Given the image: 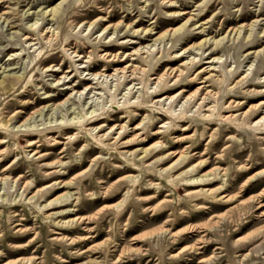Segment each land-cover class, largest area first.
Segmentation results:
<instances>
[{
    "label": "rangeland",
    "instance_id": "374dc122",
    "mask_svg": "<svg viewBox=\"0 0 264 264\" xmlns=\"http://www.w3.org/2000/svg\"><path fill=\"white\" fill-rule=\"evenodd\" d=\"M59 1L0 0V74L15 79L8 91L0 89V124L8 120V130L0 129L6 140L0 145V176H7L0 183V264H264V195L260 207L251 201L264 188V125L248 128L264 116L259 103L264 101V0H63L53 20L36 15ZM32 13L36 34L43 37L42 30L51 29L57 42L23 39L34 22ZM188 17L197 25L204 22L205 31L187 25L156 41L148 54H131L141 68L131 81V75L113 76L124 63L122 53L150 45L151 38ZM250 23L248 39L225 38L212 55L219 57L218 77L207 82L217 91L209 98V105L216 101L213 110L198 105L197 96L186 100L199 81L191 77L210 59L208 49L194 46L204 36L219 37L240 25L246 30ZM146 27L153 28L151 37L140 32ZM257 49L262 51L256 56L248 53ZM103 53L118 57L107 61ZM190 58L195 62L186 64L180 78L163 77L154 84L167 67ZM72 112L83 124H71L66 133L62 126L51 128L55 131L48 136H58L57 142L46 145L44 126ZM230 113V121H219ZM90 115L101 119L87 123ZM24 124H34L30 139L44 144L36 154L24 147ZM122 124L127 131L118 143L139 139L117 145V153L91 139L90 132L101 125L98 134L114 126V136ZM71 134L78 140L66 138ZM86 143L97 148L82 149ZM154 143L145 163L134 167L129 151ZM181 151L187 160L170 167ZM44 152L55 156H38ZM13 158L17 161L3 173ZM181 172V178L210 172L207 177L215 180L185 186L177 177ZM129 175L136 176L134 183ZM220 186H232L230 200L198 192ZM163 228L173 235L159 234ZM192 244L197 249H189ZM121 248L132 251L115 261Z\"/></svg>",
    "mask_w": 264,
    "mask_h": 264
},
{
    "label": "bare ground",
    "instance_id": "6f19581e",
    "mask_svg": "<svg viewBox=\"0 0 264 264\" xmlns=\"http://www.w3.org/2000/svg\"><path fill=\"white\" fill-rule=\"evenodd\" d=\"M61 1H63V0H60L58 3H56L54 6H51L49 9H45V10H42L40 13H39V11L36 13V15H40V16H42V18H43V16H49V18H48V20H53L56 16H58L57 14H58V12L60 11L59 9H60V7H59V5H61L60 3H61ZM62 8V7H61ZM34 14L32 13L31 14V16H33ZM191 15V14H190ZM37 16H33V18H34V22H32V23H30L29 25H28V30H27V32H26V34H24V36H23V39L25 40V41H27V40H31V39H39V40H41V38L42 39H45V41L46 42H50V41H55V42H57L58 41V37H59V35H58V33L57 32H53V31H51V29L49 30V29H44V30H42V32H44V35L43 34H40V35H43V37H39L37 34H36V32H35V30H36V27L35 26H33V25H35L36 23H37V18H36ZM4 21V20H3ZM2 21V22H3ZM190 21V22H189ZM197 21V20H196ZM189 22V23H188ZM188 23V24H187ZM190 24H192V27L194 28V29H199L198 31H197V33H203L204 31H205V29H204V26H203V24H204V22H201V23H199L198 25H197V23L196 22H192L191 23V20H190V17H188L187 19H185L183 22H181L180 24H178L177 26H175V27H173V28H170V29H166V30H164V31H162V32H160L156 37H154V38H151L150 40H152V43L150 44V45H144V47H146L147 49L146 50H142L144 47H141V46H139V47H136V48H134L131 52H129V53H122V56H124L125 58V60H124V63L122 64V66L120 67V68H114L113 69V76H117V74L120 72V74H121V76L125 79V78H127L128 76H132V77H130V81H131V79H133L134 77H133V74L137 71L136 69L138 68V70L140 69L141 70V68H140V66L139 67H137V65H135L133 62V58H130V55L131 54H137V55H140V53H146V54H148L149 53V51H150V47L152 46V45H155V43H156V41L157 42H160V41H162V40H164L165 38H168L169 36H175L176 34H179V33H181L182 31H184L185 30V28L186 27H188L187 25H190ZM253 24L254 23H250L249 24V28L248 29H246L245 30V27H246V25H240V26H238V27H236L235 29H233V28H230L229 29V31H227V32H225L224 33V35H222V36H219V37H213V36H204L203 38H201L200 40H199V42L194 46V48L195 49H197V50H200V49H203V48H205V49H208L209 50V56L207 57V58H210V59H208V61H206L208 64L206 65V66H204V67H201V68H199L196 72H195V74L191 77V79H194V78H197L199 81H198V85L195 87V89L193 90V92L192 93H190L189 95H187V96H185L186 97V100L188 99V98H190L191 96H193V97H195V96H197L196 98H198L199 100H200V102H198V105H201V106H206V108L204 109L205 111H212L213 110V108H214V106L215 105H213V104H215L216 103V101H213V104L212 105H209V98L211 97V96H213V97H215V95L217 94V91H214L213 89V86H211V84H207V82H210L211 80L213 81V78L214 77H216V79H217V70L215 69V63H217V61H218V59H219V57H214V56H212V55H214V53H216V51L220 48V46L222 45V41L225 39V38H227V39H233L232 37H234V38H236V39H239L240 37H242V38H244V39H248V37H250L251 36V32H252V26H253ZM90 25H92V22L91 23H89L88 24V27L90 26ZM116 25V24H115ZM111 27H113V26H110V28ZM123 27H125V28H127L128 27V25L126 24H124V26ZM243 27V28H242ZM108 28V26H106V27H104L103 28V30L104 29H107ZM130 28H132L131 26H130ZM152 27H146V28H142L141 29V31L140 32H142L144 35H147V36H149V37H151L152 35H153V32H151L152 31ZM102 30V31H103ZM137 30L138 29H136V30H133V32L132 33H134V31H136L137 32ZM193 31V30H192ZM242 31H244L243 33H242ZM261 31H264V28L261 30ZM115 32V27H113V33ZM154 33H156V32H154ZM242 33V34H241ZM241 34V35H240ZM37 36L36 38L34 37V38H31L32 36ZM207 35V34H206ZM235 39V40H236ZM51 45V44H50ZM49 46V45H48ZM262 49H264V46L262 47ZM262 49L260 50V49H257V50H253V51H249L248 53H251V54H254V56H256L260 51H262ZM75 52H77L76 51V49H73L72 51H71V53H73V56H77V55H75ZM39 53L40 52H38V56H39ZM42 55V54H41ZM101 55V54H100ZM99 55V56H100ZM177 55V54H176ZM180 55V54H179ZM87 56V59H88V61L90 60V56H88V55H86ZM102 56H103V58L104 59H106V57H109L108 59H107V61H111L112 59H116L118 56L116 55V54H105V53H103L102 54ZM101 56V57H102ZM40 57V56H39ZM39 57L37 58V61H38V59H39ZM178 57V56H177ZM78 59H81V58H78ZM121 59V58H120ZM84 62H87L86 60H83ZM195 61H194V58H190V61H188V62H180L177 66H175V67H167V69L165 70V72H164V74H160V75H158V76H156V77H154V79H155V83L154 84H156L157 85V83H159L160 82V80L164 77H170V78H172L174 81L175 80H177L178 78H180L181 76H182V74H183V70L184 69H186V64H190V66L191 65H193V63H194ZM36 63V62H35ZM127 71H129V75H125L126 74V72ZM96 75H103L102 73H95V74H93V77L94 76H96ZM18 79L16 80V82L15 83H17V81L19 80V77H17ZM245 77H241L240 79H241V81L244 79ZM13 80H15V79H12V78H8L5 74H3V75H1L0 74V89H6L7 91L9 90V85L10 84H13L12 82H13ZM87 87V86H86ZM86 87H84V88H86ZM89 88H90V86H89ZM157 90L155 89L153 92H156ZM179 94H181V92L179 91L176 95H179ZM260 104H264V101H260L259 102ZM160 110H161V108H159ZM34 113V112H33ZM41 112H38V114H40ZM73 114L69 117V118H65L63 115H62V117H61V119H60V121H58V123H53V124H50V125H46V126H44V128L42 129V132H43V137H46V136H48V134L49 133H52L53 131H55V130H52L51 128H53V127H59V126H62V131L64 132V133H66L69 129H71L72 128V126H71V124H76V123H78V125L79 126H81V124H83V122H84V120H79V118H80V116L78 115L79 113H75V112H72ZM89 113H92V111H90ZM157 113H161V112H157ZM243 113L244 112H240V113H238L236 116H240V115H243ZM41 115V114H40ZM88 115V114H87ZM208 115L209 114H207V115H205L206 117H208ZM94 117V115H90L89 117H87L86 119H85V121H88L87 123H91V122H94V121H97L98 119H101V117H99V118H97V117H95V118H93ZM121 117H123V116H121ZM220 118H219V121H224V122H226V120H228L229 119V121L231 120L229 117H234V115H232L231 113L230 114H228V115H226V116H224V115H221V116H219ZM76 119V120H75ZM62 120V121H61ZM8 121V120H7ZM6 120H5V122H2L1 124H0V129H6V130H8V126H7V122ZM55 121V120H54ZM49 122H52V121H49ZM61 123V124H60ZM234 123V122H233ZM66 124H68V125H66ZM250 122L248 123V128H251V127H254L255 125H257V126H255V128L257 127V128H259V126L260 125H264V116H261L258 120H256V121H254L252 124H251V126H250ZM27 125V127H25ZM34 125V124H33ZM33 125H29V124H24V129L22 130V134L24 135V136H26V138H24L23 139V141L25 142V144H24V147H27V148H29V150H30V152H32V154H36L38 151L36 150V148H41L44 144H42V143H40L39 141L37 142V141H35L34 139H30L33 135H35V132H33L34 130H36V128H32L33 127ZM103 125V124H102ZM101 125V126H102ZM236 125V128H239V127H241L240 125H239V123H236L235 124ZM101 126H99V127H97L98 128V130L96 131V132H94V133H92L91 134V132H90V135H91V139L92 140H94V142H96L98 145H100V146H102V147H105V149L106 150H112V151H116V153H117V145H120V147L122 148V147H126V146H128V145H130L131 143H133V141L135 140L136 141V139L135 138H137V137H135V138H128V140H124V141H122V142H120V143H118L119 142V139H120V135L122 134V133H124L125 131H127V129H126V126L125 125H117L116 127H118L119 128V130L120 131H118V132H116V135H114V136H111L110 134L113 132V127L114 126H111L109 129H108V132H103V133H100V134H98V131L101 129ZM160 127H162V125H160ZM135 128H138V126H135L134 128H132V129H135ZM185 129H187L186 127H182L181 128V130H185ZM92 131L93 130H95V128L94 129H91ZM264 132V131H263ZM154 133H159V132H154ZM153 133V134H154ZM65 136V135H64ZM210 137H211V135H209ZM56 137H58V136H56ZM56 137L55 138H53V137H51V135H49L48 136V138H47V142H48V144H46V145H53V144H55L56 142H57V140H56ZM66 138L67 139H72V141L74 142V141H76V140H78V138L75 136V135H73V134H71V135H67L66 136ZM137 139H139V138H137ZM140 139H143V137H141ZM91 140V141H92ZM137 141H140V140H137ZM3 143H6V140H3V139H1L0 138V145L1 144H3ZM157 145V143H154V144H152V145H150V146H148V147H141V148H139L138 150H134V151H129V154L128 155H134V156H136L137 154L139 155V157L138 158H134V156L132 157L133 158V163H132V165L134 166V167H140V166H142L143 165V163H145V161H146V159H147V157L149 156V154H150V149H151V147H153V146H156ZM160 145H161V142H160ZM63 146V145H62ZM85 147H88V143H86V144H84L83 145V148L82 149H84ZM97 148V146H92V147H88V150L89 151H91V152H93V151H95V149ZM127 151V150H126ZM137 151V154L135 155L134 154V152H136ZM60 152H62V150H60L59 151V153ZM107 153V152H106ZM185 153V151H181L180 153H178V156H177V158L171 163V166L170 167H172V166H174V167H177L178 166V164H180L181 162H185L186 160H187V155L186 154H184ZM0 155H1V152H0ZM55 156V154L54 153H51V152H44V153H42V154H40V155H38L39 157L41 156V157H45V158H49V157H52V156ZM114 155V154H113ZM177 155V154H176ZM165 157V156H164ZM6 158V157H5ZM128 156L125 158V161H126V163L128 162ZM162 159V157H160V158H158L156 161L158 162L159 160H161ZM91 160H94V158H92ZM17 160L16 159H12V161L10 162V163H8L6 166H4L3 167V169H2V171H3V173L4 172H6V170H8V168H9V166H11V165H13L15 162H16ZM2 162V159L0 158V163ZM60 162V161H59ZM3 163V162H2ZM52 163L53 162H51V163H47L46 164V166H48V167H52ZM82 162H80L79 163V165L81 164ZM200 163L201 162H199L198 164L200 165ZM129 164V163H128ZM79 165H76L77 167L79 166ZM195 165V164H194ZM194 165L192 166V167H190L189 169H188V171L189 172H192L193 171V169H194ZM129 167L130 166H126L125 165V167H123V168H128L129 169ZM130 168H132V167H130ZM145 168H147V166H145ZM161 170V169H160ZM2 173V174H3ZM159 173H161V172H159ZM183 173L186 175V171H183ZM182 172L177 176V177H179L178 178V180L179 179H181L183 182H182V185H185V186H191V185H206V184H210V183H212L214 180H215V178H208L207 176H208V174L210 173V172H208L207 174H202V175H200V176H198V177H195V178H181L180 176L183 174ZM20 177H21V175H19L18 177H16L15 178V181L17 182V181H19V179H20ZM5 179H7V176H5L4 174L2 175V176H0V183L2 184V183H4L5 182ZM127 179L129 180V181H131L132 183H134L135 181H136V176H132V175H129V176H127ZM61 182V181H60ZM59 182V183H60ZM21 183V182H20ZM31 183V182H30ZM171 183V182H170ZM230 189H232V186H229L228 188H225L224 190H222V186H220V187H217L215 190H209L208 188H205V189H203V190H201V191H198L200 194H204V195H206V196H212L213 198L214 197H216V196H218V197H220V198H222V199H224V201H227V200H230L232 197L231 196H228V194H227V192L228 191H230ZM214 192H215V194H214ZM68 193V192H67ZM262 195H264V188L259 192V193H257L254 197H252V199H251V201H254V202H259V200H260V198L262 197ZM62 196H64V195H62ZM57 201V200H56ZM256 203L257 204V207H260L261 205H263V203ZM260 215H264V212L262 211V213L260 214ZM79 217V216H78ZM79 219V218H78ZM61 222V221H60ZM77 222V221H76ZM84 223V222H83ZM85 226V225H84ZM159 234H170V236H172L173 235V232L171 233L170 231H168V228H163L162 230H160L159 232H158ZM88 237H90V235H87V236H85L84 237V239H86V238H88ZM69 240V239H68ZM71 241H72V239H71ZM111 242H107L106 243V249L108 250L109 249V244H110ZM119 246V245H118ZM113 251H115L116 249L115 248H117V246H115V245H113ZM191 248H196L197 249V246H196V244H192L191 246H189V249H191ZM181 249H183V247L181 248ZM88 251H90L88 248L87 249H84L83 251H81V253H87ZM132 250L130 249V248H121V249H119V252H118V254L115 256V258H114V260L115 261H120L121 259H122V257L124 256V255H128L130 252H131ZM30 258H28V259H26L25 261H28L29 263H30ZM113 260V261H114ZM91 261H88V263H90ZM119 264H122V263H119Z\"/></svg>",
    "mask_w": 264,
    "mask_h": 264
}]
</instances>
